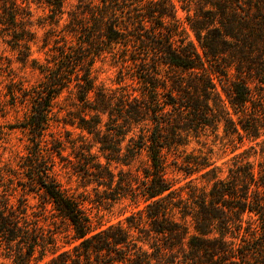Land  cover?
<instances>
[{
    "label": "trees",
    "instance_id": "16d2710c",
    "mask_svg": "<svg viewBox=\"0 0 264 264\" xmlns=\"http://www.w3.org/2000/svg\"><path fill=\"white\" fill-rule=\"evenodd\" d=\"M179 1L185 21L172 0H38L51 27L40 60L29 2L0 0V36L42 76L29 88L4 82L0 57L2 117L9 105L27 108L6 126L25 135L26 153L17 169L0 167V250L10 264H264V0ZM97 61L117 69L119 92L96 84ZM61 120L87 134L71 146L74 160L51 131ZM208 128L253 143L225 176L211 150L176 160ZM142 152L146 164L132 170ZM59 163L95 198L65 188ZM112 163L129 169L115 174ZM119 200L136 211L103 227L92 209ZM57 218L71 227L68 249Z\"/></svg>",
    "mask_w": 264,
    "mask_h": 264
},
{
    "label": "rangeland",
    "instance_id": "374dc122",
    "mask_svg": "<svg viewBox=\"0 0 264 264\" xmlns=\"http://www.w3.org/2000/svg\"><path fill=\"white\" fill-rule=\"evenodd\" d=\"M30 4V8L34 14L35 26L33 30L36 31L38 36V42L36 44H31V56L32 58H39L43 60L44 54L40 51V47L43 45V37L44 33L49 30L51 27L47 25V22L44 20L45 15L47 14V10L43 5L37 3L38 0H27ZM177 8L178 17L185 21L187 16V12L182 7V2L179 0H172ZM66 17H64L60 23V27L65 22ZM46 22V26L44 27ZM38 23V25H37ZM191 38L194 41L196 48L199 53H201L200 47L194 37V35L190 32ZM5 37L0 36V57H2L3 67H5V71L3 72V81L7 82L8 80H15L21 82L22 85L26 88H29L38 83L41 79V74L37 71L32 70L29 67L23 66L17 60L16 52L12 51L10 47L5 43ZM52 45V42L50 46ZM96 84L98 86H103L111 91H120V87L122 84H119L117 81V69L113 68L109 65V61H97L94 65V73ZM4 85V84H3ZM2 85V86H3ZM2 87H0V100H4V96L1 93ZM61 105L65 108L59 113V117L62 118L66 116V112L68 110V102L64 101L63 98L60 100ZM2 112H0V125L3 126V130L5 132L4 135L0 136V167L2 164H7L10 168L17 169V163L19 161L20 156L26 153L25 147L27 145V139L25 135L19 129L8 130L6 126L8 124H15L18 121L24 119L27 114V108L23 105L16 104L14 106H7L5 110V117H2ZM52 133L54 137L60 138L66 143L65 156L70 157L74 160L73 150L71 146L74 144L76 147L81 145L80 140L81 136L87 134L81 132L75 126L64 125L61 120L59 123H55L52 127ZM138 132V129H136ZM130 136V135H129ZM129 136L125 139L123 143V147H126L128 144ZM50 139V138H49ZM233 145L237 148L234 151ZM251 144L249 141L245 140L243 143H238L235 139L233 143L229 142L228 139L223 137L222 128L219 130V135L216 136L212 131L208 128L205 132H202L198 135V137H190L189 145L186 147L179 148V153L176 156V160L179 164H182L184 158L189 156H198L201 154H208L209 150L213 152V160L217 162V165L222 167L223 174L225 176L227 172L228 165L231 163L230 160L234 157L235 154L243 152L245 149H248ZM259 150V148H257ZM98 151L97 148L93 149V152L96 153ZM234 151V152H233ZM98 155H100L98 153ZM175 157H171L170 159H174ZM260 153L257 152L256 156L251 157V160H261ZM100 160L105 163L103 158ZM147 158L146 153L142 152V154L131 164V169L136 170L144 167L146 164ZM111 170L117 174L120 170H128L129 167L123 166L121 164L112 163L110 166ZM59 179L65 188L69 189L71 193L84 196V198L90 197L94 199L95 196L93 194L92 188L93 185H88L84 187V181L82 178L75 174L71 168L68 166L64 167V163H59L56 168ZM172 176L176 178H183L182 173L174 172ZM199 175H195L194 177H198ZM117 178V175H116ZM184 184V182H182ZM88 192V194H87ZM90 207L89 205H87ZM143 205L140 206L142 208ZM136 211L134 205L129 200H119L114 204H110L106 209H97L93 208L92 213L97 215L98 221L101 222L103 227L108 226L110 224H116L120 221L124 222L126 216H128L131 212ZM61 219L57 218L58 225L60 227L58 234L56 235V239L60 248L68 249L75 241L72 240L71 235V227L68 223H60ZM52 220L49 218L47 221L43 222V225L47 230H53L55 227L51 225ZM51 255L48 253L45 256V260L50 259ZM0 264H10V261L4 257L0 250Z\"/></svg>",
    "mask_w": 264,
    "mask_h": 264
}]
</instances>
